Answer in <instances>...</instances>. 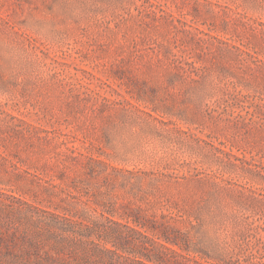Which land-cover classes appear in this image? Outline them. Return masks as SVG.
<instances>
[{
    "label": "rangeland",
    "instance_id": "1",
    "mask_svg": "<svg viewBox=\"0 0 264 264\" xmlns=\"http://www.w3.org/2000/svg\"><path fill=\"white\" fill-rule=\"evenodd\" d=\"M101 247L264 264V0H0V264Z\"/></svg>",
    "mask_w": 264,
    "mask_h": 264
},
{
    "label": "trees",
    "instance_id": "2",
    "mask_svg": "<svg viewBox=\"0 0 264 264\" xmlns=\"http://www.w3.org/2000/svg\"><path fill=\"white\" fill-rule=\"evenodd\" d=\"M140 226H144L141 223ZM152 230H155V228L151 227ZM156 232H160V231H156ZM166 233L161 232V237L164 239V241L166 243H169L171 245L174 246H178L181 247V244L178 240L177 235L180 234V232H176L174 233L173 236H169V235H165ZM166 248V247H165ZM94 249H96V246L94 247ZM167 249L169 251H171L172 253H174V251L172 249H170L169 247H167ZM98 255H95V253H86L80 260L76 261L74 264H150V262H155L156 264H166L165 261H163L161 258L156 257L153 258V254L151 253H137L136 251H131L130 254H134V255H139L142 256L143 258L146 259L142 260L141 257H137V256H132V257H124L123 255H119L117 252L113 251V250H109L106 249L104 247L99 248L98 250ZM108 253H113L115 255H118V257H124L125 258V262H118V261H112V260H106V255ZM92 256H96V257H92Z\"/></svg>",
    "mask_w": 264,
    "mask_h": 264
}]
</instances>
